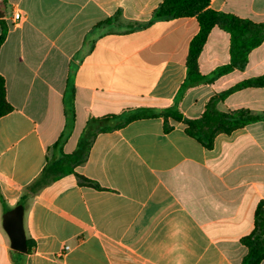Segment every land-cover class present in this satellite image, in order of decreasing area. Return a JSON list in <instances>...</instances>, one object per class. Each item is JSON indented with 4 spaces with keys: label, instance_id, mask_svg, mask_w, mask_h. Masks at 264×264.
Here are the masks:
<instances>
[{
    "label": "crops",
    "instance_id": "1",
    "mask_svg": "<svg viewBox=\"0 0 264 264\" xmlns=\"http://www.w3.org/2000/svg\"><path fill=\"white\" fill-rule=\"evenodd\" d=\"M163 1L0 0L8 29L0 75L13 108L0 118V264H241L247 255L241 240L264 202V122L219 135L208 150L182 123L170 121L166 134L163 118L99 134L76 171L102 189L81 187L74 175L42 189L24 209L35 247L11 253L5 207H17L45 168L66 129L71 90L75 121L65 154L76 150L90 116L174 104L199 25L196 18L148 25ZM211 8L264 23V0H212ZM229 62L230 35L216 27L200 72ZM263 74L264 43L244 70L188 90L179 108L197 119L216 93ZM218 109L264 113V87L237 91Z\"/></svg>",
    "mask_w": 264,
    "mask_h": 264
},
{
    "label": "trees",
    "instance_id": "2",
    "mask_svg": "<svg viewBox=\"0 0 264 264\" xmlns=\"http://www.w3.org/2000/svg\"><path fill=\"white\" fill-rule=\"evenodd\" d=\"M211 1L164 0L154 11L152 20L148 23V25H151L155 21L196 18L199 25L197 35L189 45L186 60L187 76L176 96L174 104L162 110L136 108L125 110L117 115L90 116L76 150L72 154H65L63 146L75 121L74 91L71 90L70 100L65 103L66 129L53 146L52 154L48 158L45 168L24 191L18 205L26 209L28 201L37 196L42 189L69 175H74L81 187L101 190L102 188L98 183L79 175L76 169L87 162L91 147L99 134L120 130L132 122L143 119L163 118L164 132L166 134L173 129L170 121L182 123L186 126V134L208 150L213 149L215 140L219 135H230L250 124L264 122V113L256 114L248 109L222 112L218 109L219 103L237 91L264 87V74L241 81L225 91L216 93L206 103L204 112L197 119L185 117L179 108V104L188 90L201 85L212 84L235 70H244L248 65L250 53L264 43V23H255L230 13L213 10ZM0 24L2 26L0 35L1 47L6 40L8 29L3 23ZM139 27L142 26L140 25ZM216 27L230 35V62L218 67L210 74L203 75L199 69V58L211 32ZM12 110L13 108L6 98L5 79L0 75V118L9 114ZM0 201L5 206V201L1 194ZM5 209L9 211L7 207ZM241 243L247 248V255L241 264H261L264 261L263 201L256 208L252 233L244 237ZM27 246V254H30L35 245L28 239ZM11 253L18 256L26 255L15 251H11Z\"/></svg>",
    "mask_w": 264,
    "mask_h": 264
},
{
    "label": "water",
    "instance_id": "3",
    "mask_svg": "<svg viewBox=\"0 0 264 264\" xmlns=\"http://www.w3.org/2000/svg\"><path fill=\"white\" fill-rule=\"evenodd\" d=\"M7 12L4 4H0V19L6 18ZM3 228L9 238L12 251L27 254V237L24 231V207H17L3 215Z\"/></svg>",
    "mask_w": 264,
    "mask_h": 264
},
{
    "label": "built area",
    "instance_id": "4",
    "mask_svg": "<svg viewBox=\"0 0 264 264\" xmlns=\"http://www.w3.org/2000/svg\"><path fill=\"white\" fill-rule=\"evenodd\" d=\"M19 19H20V15H19V14H15V15L13 16V20H14V21H18ZM67 249H69V247H67L66 250H67Z\"/></svg>",
    "mask_w": 264,
    "mask_h": 264
}]
</instances>
